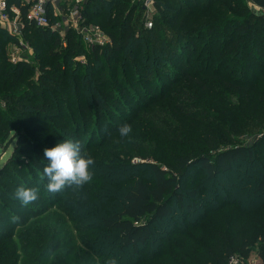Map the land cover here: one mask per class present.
I'll return each instance as SVG.
<instances>
[{"label": "trees", "instance_id": "1", "mask_svg": "<svg viewBox=\"0 0 264 264\" xmlns=\"http://www.w3.org/2000/svg\"><path fill=\"white\" fill-rule=\"evenodd\" d=\"M6 1L23 13L28 8L22 0ZM249 1L264 9V0ZM247 2L155 0L153 26L147 27L141 0H87L86 20L109 32L111 42L89 47L72 28L62 37L26 24L23 35L52 43L37 80L28 77L31 63L9 61L7 46L17 36L0 26V147L10 134L17 140L0 169V200L12 223L0 237V264H93L94 256L115 264H229L236 251L253 248V226L264 234V168L257 169L264 163V12H253ZM87 51L81 65L76 57ZM67 104L74 112L63 117ZM17 115L63 117L62 126H51L61 140L96 127L102 137L80 142L81 154L95 161L92 180L49 192L43 150L52 136L31 139ZM124 124L132 128L128 137L119 135ZM13 163L26 169L6 180ZM196 164L217 184L212 193L204 195L201 183L179 192ZM229 172L251 188L240 194L241 187L229 183L235 199L214 206L218 180ZM6 183L38 188V199L22 206ZM184 195L194 209L208 205L212 214L144 260L153 225L172 216L174 201ZM71 230L82 235L77 244L64 240ZM258 254L264 264V242Z\"/></svg>", "mask_w": 264, "mask_h": 264}, {"label": "rangeland", "instance_id": "2", "mask_svg": "<svg viewBox=\"0 0 264 264\" xmlns=\"http://www.w3.org/2000/svg\"><path fill=\"white\" fill-rule=\"evenodd\" d=\"M248 6L250 7V9L253 12H258V13H263L264 9H262L260 6H258L257 4L253 3L252 1L248 0ZM153 9L149 10L148 13L146 10H142L141 14H144L145 16L150 15L152 16L154 14L155 11V6L153 4ZM105 30V29H104ZM106 31V30H105ZM107 32V31H106ZM109 34V32H107ZM58 36L61 35L63 37L62 34H60L59 32L56 33ZM31 35V34H30ZM34 34H32V37H29L26 35H21V36H15L16 40H13L8 46H7V55H8V59L11 63H17L18 61H22L25 60L29 63H31L34 67L35 70L30 74V76L35 80H37L38 78V72L39 70H43L41 66H47V62L49 61L48 59L46 61H42V59L46 56H49L48 52L50 51V46H51V42L47 39L45 41H42L41 37H39L38 35H36V42L32 41V39L35 40V37H33ZM110 35V34H109ZM87 46L90 47V44ZM14 55H19L20 57L18 58V60H13ZM77 61H80L82 63H80L81 65H83L85 63V61L88 59V51L84 54H81L79 56L76 57ZM20 59V60H19ZM74 65H76L75 63H73ZM108 67L107 70L108 71ZM84 94L86 97H90L89 91L85 90ZM1 107H4L3 109H5V104L2 103ZM74 107L67 104L64 107V115L63 117L66 115L68 117V112L72 111L71 113H73L74 111ZM67 113V114H66ZM122 113H124V115H127L126 112L122 111ZM50 114V113H49ZM128 116V115H127ZM19 119V124H21L19 126V129L24 130L25 132H27L31 139H41V140H45L46 136L51 135L52 139L54 137V139L50 140L49 143H52L51 146H49V148L54 147L57 143L63 142V140H61L58 136V134L52 132V125L54 124V128L57 129V126H62V118H56L54 116L50 117L48 121L45 120H39L37 118V120H34V117H31L30 120L28 119H24L21 118L20 116H18ZM80 121V119L78 120ZM78 121H72L71 124L72 125H78L79 123ZM68 122H70V118L68 120ZM92 123H90L89 125H91ZM94 124V123H93ZM38 127H42V131L40 132L38 131ZM80 127V126H79ZM37 129V130H36ZM57 131V130H56ZM81 131V130H80ZM58 132V131H57ZM4 133L5 131H1L0 130V138L3 139L4 141ZM43 133V134H42ZM71 133V132H69ZM82 131L80 132V134L78 136H74L73 137V141H79V142H84L86 141V139H95L98 140L100 137L99 133H98V129H96V127L92 128V126L89 128V130L86 132L87 135L82 134ZM7 141H5L4 146L0 147V169L8 162V160H10L14 148L17 144V140L14 139V135L10 134L9 137L6 139ZM2 141V140H0ZM48 142V140H47ZM141 158L139 157H134L133 161L138 162L140 161ZM246 165H243V168ZM262 167L264 168V163L258 164L257 169H260V171H262ZM11 168L13 170H9L7 172L8 175V179L6 180H11V178H15L16 173H24V168L23 166H19L16 165L15 163L11 164ZM230 173V172H229ZM143 175H148V171H145L143 173ZM230 176H226V177H222L218 180L220 188L218 189L219 192H214L213 196L217 193H219V198L215 197V205L214 206H219L220 204H224L227 203L233 199H235V195L233 194V190H229V183H232L234 185L237 184L238 187H241L240 189L237 188V190L239 191L240 194H246L247 192H249V189L251 188V186H249L247 184L246 181H243L242 179L240 181H238L240 179V174L238 172H234V173H230ZM205 175H204V169L203 167H201L200 164H196L194 165L191 170L189 171V175L187 176L185 183L183 184V186L180 188V193L183 192L185 189L187 190H191L194 188H197L198 186L201 187V184H203L205 186L204 188V195L206 193H212V191L215 189V187L217 186V184L213 181H209L204 179ZM231 178H233L234 181L230 180ZM237 183H236V182ZM201 183V184H200ZM246 185H248V187H246ZM243 186H245V188L243 189ZM6 187H7V191L11 194H13L15 192V190L17 188H15L11 183H6ZM227 193H230V198H226L225 195ZM3 196V195H2ZM0 196V197H2ZM4 197V196H3ZM2 197V199H4ZM66 197V194H62V199ZM18 201V200H16ZM237 201V200H236ZM35 203V202H34ZM191 200L189 199V197L187 196H183L180 200H175L173 203V207H174V213L172 216L165 218V219H161L159 221H157L154 225H153V235H152V240L143 246V249H145L146 252H144V254L141 256V258H143L144 260L147 259L148 257V253L154 249V248H158V251L160 250V246L161 245H166V247H168V241H172L174 239H177L179 236V233L184 230V229H189L190 231L188 233L192 232L191 227L195 226L196 224H201L203 221L206 220V218H204V215L212 210L210 209V207L207 206H200L199 208L194 209L191 205ZM9 208H13L14 204L13 203H7ZM5 204L2 203V201L0 200V237H2L3 233H7L8 231H10V229H12V223L9 221L8 223H6V219L8 217V212H5L4 209ZM36 208H38V206H34ZM14 211H16L17 213H19L21 215V217H25V215L21 212V209H14ZM212 211H210V213L207 214V216L211 215ZM193 215H195L196 218L193 217ZM192 216V218H191ZM260 228L257 226H253V228L251 229V233L252 236L255 237V242L253 240H251V244L254 245L253 248H249L247 250V253L242 255L239 251H236V255H238L244 264H262V257L258 254L259 253V249L261 248L262 243L264 242V234H261L260 232ZM82 235L78 234L77 232L71 230L70 234L64 239L65 241H71L72 244H77V242H79L78 237H80ZM88 239H92L93 237L91 236H87ZM77 241V242H76ZM70 246V244H66L65 247H63V249H67ZM63 251V250H62ZM87 252V250L85 251ZM147 255V257H146ZM95 257V258H94ZM94 261L96 260V262L93 261V264H115V261H111L109 260L107 263H104V258H101L100 256L96 257L94 256Z\"/></svg>", "mask_w": 264, "mask_h": 264}, {"label": "built area", "instance_id": "3", "mask_svg": "<svg viewBox=\"0 0 264 264\" xmlns=\"http://www.w3.org/2000/svg\"><path fill=\"white\" fill-rule=\"evenodd\" d=\"M141 1L147 13L153 9L155 0ZM86 2L87 0H22V5L28 7L23 13L22 8L17 4L0 0V26L16 36H21L25 25L31 23L38 27L56 30L63 36L72 28L88 45L103 46L110 43V35L99 24L86 20L84 14ZM148 14L145 25L152 27L153 21ZM17 57L20 56L14 55L13 60H18ZM229 264L244 263L238 255H232Z\"/></svg>", "mask_w": 264, "mask_h": 264}, {"label": "clouds", "instance_id": "4", "mask_svg": "<svg viewBox=\"0 0 264 264\" xmlns=\"http://www.w3.org/2000/svg\"><path fill=\"white\" fill-rule=\"evenodd\" d=\"M119 135L128 137L132 128L128 124L119 127ZM82 145L79 141L70 139L57 143L54 147L43 150L47 158V165L43 168V176L47 178V190L51 193L63 191L66 187L82 188L89 183L93 176L90 166L94 167L95 161L86 153L81 154ZM38 188L18 187L13 196L22 206H28L38 199ZM19 217H12L17 222Z\"/></svg>", "mask_w": 264, "mask_h": 264}]
</instances>
